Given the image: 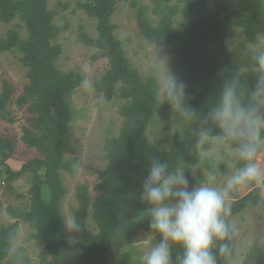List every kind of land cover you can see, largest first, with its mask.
<instances>
[{
    "label": "trees",
    "instance_id": "16d2710c",
    "mask_svg": "<svg viewBox=\"0 0 264 264\" xmlns=\"http://www.w3.org/2000/svg\"><path fill=\"white\" fill-rule=\"evenodd\" d=\"M157 25L148 18L147 8L136 0H84L78 4L97 21V36L80 26L78 42L95 50L92 60L106 59L109 69L94 81V92L106 101L125 102L119 110L123 118L118 135L110 134L104 144L108 166L97 170L99 196H90L89 186L78 187V208L75 219L82 225L79 234L67 236L62 202L68 194L63 172L73 173L76 161L66 156L65 138L72 123L68 99L82 86L84 77L78 71L63 72L58 66L63 53L57 43L61 28L55 24L57 12L50 10L49 0H0V22L9 26L0 38V54H20L28 69L29 83L14 101V85L4 80L0 93V120L11 115L14 103L27 107L29 117L22 140L39 157L17 171L7 169L11 178L34 174L28 208L8 207L7 213L16 222L0 225V264H35L23 247H15L20 222L34 233L29 237L34 249H40V264H110L115 249L131 247L139 242L141 224L138 219L148 206L139 199L147 176L150 158L167 159L170 166L181 162L189 171L186 178L194 187L202 178L191 171H209V158L199 159L190 151L196 124L189 123L184 137L176 136L167 150H160L148 138V129L158 105L156 82L134 69L122 42L117 38L118 26L113 16L119 4L134 8L140 34L152 45L169 46L176 58L173 72L186 82L189 103L207 113L222 86L223 79L238 72L249 88L257 86L258 70L248 55L250 44L264 33V0H250L247 8L232 17L225 0H154ZM182 20L179 21V17ZM20 23H16V22ZM177 25L181 30L177 29ZM238 28L245 39L234 46ZM26 30L27 36L21 32ZM14 122L13 119L10 120ZM13 138L0 137V165L8 168L15 156ZM223 171L224 166H220ZM221 178V177H218ZM49 188L46 196L44 187ZM256 187L232 203V220L246 210L264 207ZM2 206H0L1 221ZM98 229L94 233L89 222ZM74 240V241H73ZM74 243H73V242ZM173 258L180 249L173 246ZM237 240L234 242V257ZM120 264H133L131 252H125ZM221 264H225L221 260ZM231 264V262H229ZM243 264H264L259 242H254Z\"/></svg>",
    "mask_w": 264,
    "mask_h": 264
},
{
    "label": "rangeland",
    "instance_id": "374dc122",
    "mask_svg": "<svg viewBox=\"0 0 264 264\" xmlns=\"http://www.w3.org/2000/svg\"><path fill=\"white\" fill-rule=\"evenodd\" d=\"M83 1L49 0V8L57 12L55 24L62 29L57 39V43L63 49L58 62L60 70L63 72L78 71L84 79H89L94 83L97 78L106 74L109 69V63L106 59H101L97 62L93 61L92 56L95 50L78 42L80 26H84L91 36H97V21L90 18L78 6ZM136 1L147 8L149 20L153 25H157L160 17L154 13L155 1ZM225 1L231 16L236 17L247 8L250 0ZM181 20L182 17L180 16L179 21ZM113 22L118 26L116 36L122 42L131 66L139 71L141 75L145 77L152 76V61L158 49L161 56L169 58L170 68L174 67L176 58L169 46L152 45L140 34L136 13L130 4H119L113 16ZM16 23L20 22L17 21ZM176 27L181 30L179 25ZM9 28V26H5L0 22V38L6 36ZM21 34L25 38L27 36L26 30H23ZM244 39L242 30L238 28L236 39L230 45L234 46L238 41ZM4 80H9L14 85V101L17 100L29 83L28 69L23 66L20 54L8 52L0 54V93ZM68 102L72 111V123L70 132L65 138L66 156L68 159L76 161V164L72 174L68 172L62 173L68 190V194L62 202V213L64 219H73L75 218V210L78 208L76 198L78 187L88 185L90 196L93 200L99 196L95 190L99 183L97 170H103L108 166L104 151L105 140L110 134H119L123 122L119 110L125 102L120 99L108 102L102 95L96 94L93 90L83 86L68 99ZM10 110L11 115L7 116L6 119L0 120V137L13 138L16 146V154L8 162V168L0 165V206H2L0 225L5 226L16 222L7 213L8 207H20L22 209L29 207L31 202L30 191L34 183L33 173L11 178L7 169L17 172L24 164L39 157V154L27 147L22 140L23 128L27 126L29 117L27 107L19 109L13 103ZM173 117L174 113L170 105L163 104L160 107V103H158L147 135L150 142L160 150L164 145H169L167 148L169 149L176 136L182 139L189 127V123L177 122V120H173ZM11 119L14 122H11ZM222 154L227 158L226 149H222ZM257 162L261 167H264V153L259 155ZM201 172L207 173L201 169H195L196 176L201 177ZM218 179L222 181V177ZM255 187L254 184L240 187L238 191L233 193L232 203L246 196ZM48 190L49 188L45 186L46 196L49 194ZM146 210L147 208L144 209L142 216L138 219L141 224L139 242L133 245L132 248L129 246L115 249L110 255V264H120L124 253L128 251L131 252L133 264H142L141 258L144 251L158 241L159 237L157 234L152 233L150 228V220L147 218ZM233 222L238 228L235 264H243L247 253L256 241L259 242L262 254H264V243L260 242L264 240V207L246 210L235 216ZM89 228L95 234L98 233V229L92 221L89 222ZM33 233L34 231L28 225L20 222L15 247L25 248L27 256L35 264H40L41 251L40 249H34V243L29 239ZM67 236L71 240L72 234L68 231Z\"/></svg>",
    "mask_w": 264,
    "mask_h": 264
},
{
    "label": "clouds",
    "instance_id": "9594fccd",
    "mask_svg": "<svg viewBox=\"0 0 264 264\" xmlns=\"http://www.w3.org/2000/svg\"><path fill=\"white\" fill-rule=\"evenodd\" d=\"M248 55L258 70L256 88L250 89L235 72L223 79L215 102L204 113L189 103L186 82L170 68L169 58L161 56L159 49L155 53L152 76L157 102L160 107L170 105L173 120L196 124L190 151L198 153L201 160L208 157L210 167L190 188L189 170L183 162L172 167L157 155L148 158L139 199L148 206L145 212L150 228L159 239L144 251L142 264H221L222 259L225 264H235L238 228L232 220L233 193L254 184L264 200V167L257 162L264 153V33L258 34ZM82 86L94 90L89 79L83 80ZM222 149H226L227 158ZM64 225L76 236L82 230L75 218H65ZM173 246L180 249L175 259Z\"/></svg>",
    "mask_w": 264,
    "mask_h": 264
}]
</instances>
